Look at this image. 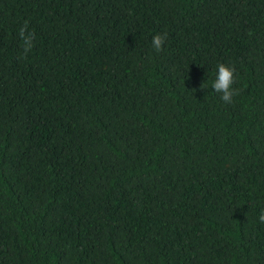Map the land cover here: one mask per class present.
<instances>
[{"label": "trees", "instance_id": "16d2710c", "mask_svg": "<svg viewBox=\"0 0 264 264\" xmlns=\"http://www.w3.org/2000/svg\"><path fill=\"white\" fill-rule=\"evenodd\" d=\"M262 211L264 0H0V264H264Z\"/></svg>", "mask_w": 264, "mask_h": 264}, {"label": "clouds", "instance_id": "9594fccd", "mask_svg": "<svg viewBox=\"0 0 264 264\" xmlns=\"http://www.w3.org/2000/svg\"><path fill=\"white\" fill-rule=\"evenodd\" d=\"M27 22L19 30V36L21 38L22 44L24 46L25 56L33 47L34 33H28ZM165 42V37L161 35H156L153 38L152 44L157 52L162 50L163 44ZM235 68L230 67L226 64H219L217 68V75L213 81V88L216 92L222 93L221 99L225 103H232L233 96L236 95V91L233 89V84L235 83ZM260 222L264 223V211L259 215Z\"/></svg>", "mask_w": 264, "mask_h": 264}]
</instances>
